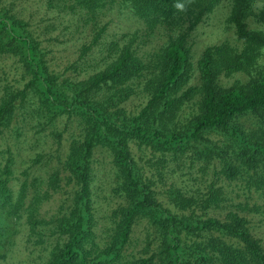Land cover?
Here are the masks:
<instances>
[{
    "label": "trees",
    "instance_id": "obj_1",
    "mask_svg": "<svg viewBox=\"0 0 264 264\" xmlns=\"http://www.w3.org/2000/svg\"><path fill=\"white\" fill-rule=\"evenodd\" d=\"M63 1L94 24L109 6L124 7L148 29L166 26L176 33L149 61L138 53L137 36L123 46L114 42L102 69L73 76L101 44L107 26L98 27L80 58L60 74L47 65L45 49L14 3L0 0V61L16 59L21 78H5L0 86V248L13 222L26 218L32 233L50 224L58 237L45 264H264V0H232L227 22L242 50L228 42L211 45L196 63L191 34L224 0ZM240 73L250 80L221 85L222 77ZM195 78L198 84L191 85ZM135 97L142 104L128 109ZM193 106L196 111L183 118ZM61 119L63 133L55 130ZM31 121L38 135L53 129L56 150L29 159L31 167L52 168L28 202L30 174L17 177L18 146L8 144L7 135L22 137ZM71 123L79 134L65 151ZM134 148L149 152L145 165ZM100 152L111 159L120 200L104 244L93 187ZM187 163L212 174L205 190L172 183L159 188L156 179ZM50 191H63V203L48 222L39 215ZM139 225L144 246L128 253Z\"/></svg>",
    "mask_w": 264,
    "mask_h": 264
},
{
    "label": "rangeland",
    "instance_id": "obj_2",
    "mask_svg": "<svg viewBox=\"0 0 264 264\" xmlns=\"http://www.w3.org/2000/svg\"><path fill=\"white\" fill-rule=\"evenodd\" d=\"M14 3V8L24 17L31 25L30 30L34 32L37 41L41 43V47L45 49L47 65L50 69L63 74L65 70L80 58L81 48L84 45L91 44L94 32L98 27L107 26V30L101 44L95 47L86 57V64L77 73H71L73 76L87 72L92 74L102 69L107 60H109V47L112 43L118 42L123 46L130 37L137 36V45L139 55L144 60H150L153 55L158 53L165 47L170 37L175 36L176 32H171L166 26H157L150 30L146 24L137 17L133 11L124 7L106 8L100 15L97 23L86 21V16L83 12L77 9L74 13L66 8L63 0H10ZM232 11V0H224L216 12L210 15L199 27L192 32L190 44L192 46L194 61H198L203 50L211 45H216L223 42H228L233 46H237L240 50L243 48L235 35L234 28L228 24L227 19ZM251 27L255 25L251 24ZM129 35L125 40L124 35ZM16 59L0 61V86L4 83L5 78L10 83L14 80H21L18 69L15 65ZM6 69L7 76L4 77L3 69ZM9 70H11L9 72ZM197 73L195 74L197 78ZM194 79L191 85L198 84L197 79ZM250 80L246 74H236L230 78L222 77L220 83L223 87L229 88L236 82L247 83ZM1 92V91H0ZM139 97H135L128 104V109L136 110L142 104ZM196 106L192 109H186L183 112V118L189 116L196 111ZM35 121H31L24 126L23 136L17 138L14 134L7 135V142L16 148V175L19 180L24 178L22 174L27 170L30 174L29 181L32 184L30 188L31 202L33 193L35 192L34 185L39 182H46L51 172V165H43L31 167L29 159L37 153L44 152L53 154L56 150V141L51 137L53 129H48L46 132L38 135L39 129H33ZM65 124L61 119L56 125V131L63 133ZM79 130L76 125L71 123L67 132L64 134V150L69 147L70 140L73 136H78ZM135 155L139 158L143 157L141 162H145L150 157L149 152L142 153L138 149H133ZM60 153L63 157V140ZM34 158V157H32ZM96 172L94 187V200L96 208L97 231L99 240L106 239V232L111 227L110 214L112 210L119 204L120 200L114 195L113 188L115 187L114 169L111 159L106 152L98 153L96 157ZM33 166V165H32ZM200 166L193 169L189 168L187 163L185 169L171 168L168 174L164 173L159 183V188L165 190L172 183L177 187L186 188L191 191L205 190L207 185L206 180L212 179V174L205 175L200 171ZM15 190L19 189L18 182ZM46 185L43 187V190ZM40 191V190H38ZM50 198L45 200L40 209L39 218L45 219L48 222L58 215V209L63 203V191L53 193L50 191ZM242 194V193H241ZM244 198L237 201H243ZM12 230L8 233L3 245L0 248V264H45L50 258L53 249L57 243V236L51 233L52 225H38L32 233L31 227L26 225V218L20 221L13 222ZM133 242L128 249V253L136 254L143 246V241L146 237L145 229L139 225Z\"/></svg>",
    "mask_w": 264,
    "mask_h": 264
}]
</instances>
